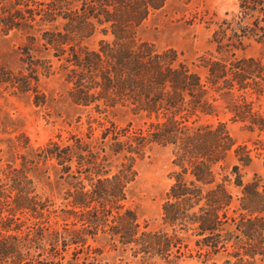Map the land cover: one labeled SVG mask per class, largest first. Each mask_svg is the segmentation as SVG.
Segmentation results:
<instances>
[{"label": "trees", "instance_id": "1", "mask_svg": "<svg viewBox=\"0 0 264 264\" xmlns=\"http://www.w3.org/2000/svg\"><path fill=\"white\" fill-rule=\"evenodd\" d=\"M166 2L14 0L13 11L3 12L0 23L9 31L49 27L43 48L61 64L75 106L103 114L121 105L144 121L121 128L92 120L84 137L71 135L42 149L39 157L56 164L65 188L58 208L38 195L25 165L0 166V264H107L93 245L99 235L131 258L120 264H264V173L245 183L240 172L264 148L237 146L225 123L209 121L225 104L233 120L264 132V0H240L237 13L216 24L218 56L200 57L199 66L138 39ZM99 34L95 47L86 44ZM250 39L261 45V58L236 55ZM31 44L19 50L33 62ZM52 68L44 61L46 74ZM31 71L16 76L2 70L0 83L25 93L34 89V103L44 105ZM154 145L171 148L177 170L161 223L150 228L128 201L138 176L135 160ZM231 157V174L219 180L217 169ZM114 158L122 160L116 168Z\"/></svg>", "mask_w": 264, "mask_h": 264}, {"label": "rangeland", "instance_id": "2", "mask_svg": "<svg viewBox=\"0 0 264 264\" xmlns=\"http://www.w3.org/2000/svg\"><path fill=\"white\" fill-rule=\"evenodd\" d=\"M239 1L167 0L162 10L149 16L139 29L137 37L142 42L154 44L159 50L174 49L181 60L189 65L199 66L200 57L207 54L218 56L216 45L212 42L213 33L218 29L216 24L219 25L223 19H230L232 14H236ZM13 3L14 0H0V21L7 15L3 12L13 11ZM227 13L230 17H226ZM47 29L49 27L39 23L32 29L9 31L0 23V72H12L16 76L29 75L33 69V76L38 78L35 90L41 101L45 102L39 106L34 103V89L25 93L0 83V166L21 168L25 165L38 195L42 199H50L55 208H58L63 202L65 188L58 180L59 169L56 164L45 162L39 157L42 149L51 141L64 143L71 135L84 137L88 132V122L92 120L101 123L110 121L121 128H126L129 124L133 127L141 126L144 120L141 115H135L130 108L121 105L103 114L90 108L75 106L69 98L72 86L67 84L61 64L43 48V31ZM101 38L102 35L99 34L86 44L95 47ZM29 44L33 62L20 54L19 50L21 46ZM236 55L261 58L262 47L250 39L245 41L243 50L236 51ZM46 60L53 64L50 74L43 70ZM34 87L36 83L33 82ZM227 107L221 104L217 109V116L209 118V121L225 123L237 146H248L253 150L258 146L264 148V132L250 129L247 124L233 120ZM94 128L97 135L100 132L97 123H94ZM253 157L252 163L240 170L245 183L250 182L255 175L264 173V151H254ZM112 161L113 168L122 162L116 158ZM234 164L236 161L231 157L222 168L217 169L219 180L231 174ZM135 169L138 176L131 186L128 206L136 210L141 224L148 223L150 228H157L161 223L167 193L174 182L173 173L177 170L173 165L171 148L156 145L149 147L142 158H136ZM228 187L233 195H239L240 190L233 183ZM54 221L52 217L51 223ZM93 245L102 251L103 263L120 264L122 261H131L120 248L113 246L108 236L99 235ZM150 263L164 264L158 260H151ZM180 264L211 263L187 259Z\"/></svg>", "mask_w": 264, "mask_h": 264}]
</instances>
